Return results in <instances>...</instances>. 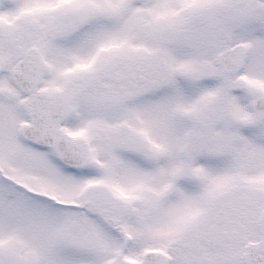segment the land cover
<instances>
[{
	"label": "snow or ice",
	"instance_id": "1",
	"mask_svg": "<svg viewBox=\"0 0 264 264\" xmlns=\"http://www.w3.org/2000/svg\"><path fill=\"white\" fill-rule=\"evenodd\" d=\"M0 264H264V0H0Z\"/></svg>",
	"mask_w": 264,
	"mask_h": 264
}]
</instances>
